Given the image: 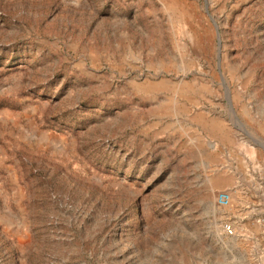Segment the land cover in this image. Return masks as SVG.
Here are the masks:
<instances>
[{
    "label": "rangeland",
    "instance_id": "1",
    "mask_svg": "<svg viewBox=\"0 0 264 264\" xmlns=\"http://www.w3.org/2000/svg\"><path fill=\"white\" fill-rule=\"evenodd\" d=\"M0 264H264V0H0Z\"/></svg>",
    "mask_w": 264,
    "mask_h": 264
},
{
    "label": "crops",
    "instance_id": "2",
    "mask_svg": "<svg viewBox=\"0 0 264 264\" xmlns=\"http://www.w3.org/2000/svg\"><path fill=\"white\" fill-rule=\"evenodd\" d=\"M242 175H244V174H241L240 176L242 177ZM238 179H239V182L234 183L232 190H233L234 195L237 197L236 198L237 202L239 203V205L241 207H243L246 204V201H247L246 197L248 196V192H247L246 187L242 183V179L241 178H238ZM218 180L225 182L224 180H221V179H218ZM226 185L227 184H225V186H223V188L226 187Z\"/></svg>",
    "mask_w": 264,
    "mask_h": 264
},
{
    "label": "built area",
    "instance_id": "3",
    "mask_svg": "<svg viewBox=\"0 0 264 264\" xmlns=\"http://www.w3.org/2000/svg\"><path fill=\"white\" fill-rule=\"evenodd\" d=\"M228 201H229V196L227 193L219 192L216 195V203L219 207H225L228 204ZM221 230L223 234L226 236H232L235 232V229L233 228V226L229 224H223L221 226Z\"/></svg>",
    "mask_w": 264,
    "mask_h": 264
}]
</instances>
